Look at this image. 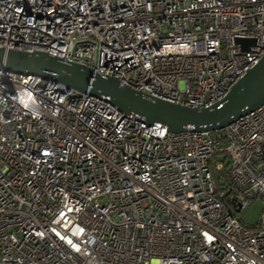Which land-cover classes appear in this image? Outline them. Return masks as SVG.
<instances>
[{
    "label": "built area",
    "instance_id": "built-area-1",
    "mask_svg": "<svg viewBox=\"0 0 264 264\" xmlns=\"http://www.w3.org/2000/svg\"><path fill=\"white\" fill-rule=\"evenodd\" d=\"M0 48L210 106L264 55V0H0ZM258 198L264 101L221 130L170 132L0 68V264H264V212L236 216Z\"/></svg>",
    "mask_w": 264,
    "mask_h": 264
},
{
    "label": "water",
    "instance_id": "water-1",
    "mask_svg": "<svg viewBox=\"0 0 264 264\" xmlns=\"http://www.w3.org/2000/svg\"><path fill=\"white\" fill-rule=\"evenodd\" d=\"M243 49L254 44L252 38H237ZM0 68L31 73L57 81L67 88L106 96L123 113L134 112L151 124L163 123L170 132L221 130L240 115L264 101V55L210 106L192 107L151 96L121 84L117 77L103 75L92 68L67 62L44 52L0 48Z\"/></svg>",
    "mask_w": 264,
    "mask_h": 264
},
{
    "label": "trees",
    "instance_id": "trees-1",
    "mask_svg": "<svg viewBox=\"0 0 264 264\" xmlns=\"http://www.w3.org/2000/svg\"><path fill=\"white\" fill-rule=\"evenodd\" d=\"M217 162H221L220 168L216 167ZM210 168L218 188H223V185L230 183V179L228 177L229 160L225 151H220L213 154L212 160L210 161Z\"/></svg>",
    "mask_w": 264,
    "mask_h": 264
},
{
    "label": "rangeland",
    "instance_id": "rangeland-1",
    "mask_svg": "<svg viewBox=\"0 0 264 264\" xmlns=\"http://www.w3.org/2000/svg\"><path fill=\"white\" fill-rule=\"evenodd\" d=\"M262 212H264V200L258 198L250 204L240 208L236 216L244 224H253L260 218Z\"/></svg>",
    "mask_w": 264,
    "mask_h": 264
}]
</instances>
